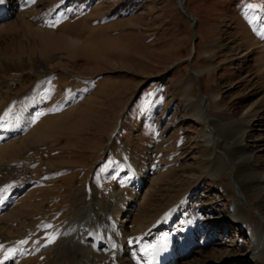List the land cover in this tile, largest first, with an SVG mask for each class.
Segmentation results:
<instances>
[{"label": "rangeland", "instance_id": "1", "mask_svg": "<svg viewBox=\"0 0 264 264\" xmlns=\"http://www.w3.org/2000/svg\"><path fill=\"white\" fill-rule=\"evenodd\" d=\"M10 3L0 20V148L11 158L0 192L29 184L0 215V236L30 227L33 241L58 248L89 207L91 234L106 237L98 221L113 213L128 240L144 243L187 201L175 217L186 256L175 264H264V0H186L195 26L178 0ZM211 125L220 149L234 148L233 135L242 142L233 165L218 163ZM235 202L245 215L232 213ZM184 214L211 236L190 254Z\"/></svg>", "mask_w": 264, "mask_h": 264}, {"label": "bare ground", "instance_id": "2", "mask_svg": "<svg viewBox=\"0 0 264 264\" xmlns=\"http://www.w3.org/2000/svg\"><path fill=\"white\" fill-rule=\"evenodd\" d=\"M10 4H11L10 0H0V20L9 18L7 14L11 9ZM33 104L36 106V108L37 107L39 108L40 106L35 102ZM26 127L27 124L24 123L18 130H16V135H18L20 132L23 133ZM209 131L211 135H214V139H215L214 146L219 151L216 155L218 163H221L224 166L226 165V163H230L231 165H233L235 160H239V157H237V155H239V152L237 150L241 149V146H243L242 142H240L233 135L231 137V143L234 145V148L233 149L229 148L227 151L222 150L220 149V145L218 141V138H221V136L218 135L217 131L213 128L212 125ZM16 135L14 134L13 136ZM8 150H9L8 147L5 149L4 147L2 149L0 148V155L2 158V160L0 161V172L5 171L6 168H8L10 165L6 161H9L11 157H6L5 155ZM3 164H6L5 167L3 166ZM17 165L19 166V164ZM12 166L14 167V165ZM19 173L21 172H18V175ZM10 176L12 175L10 174ZM7 180L6 182H8ZM9 180H11V178ZM22 180L20 181L22 182ZM2 181L3 180H1L0 182ZM20 181H19L20 186L19 184H17L16 186L13 185L11 187L8 186L9 185L8 184L6 185L8 188L5 191V193L1 194L0 192V215L4 213L6 210H9L8 208L17 206V203H15V201L17 200L18 196L21 194L22 189L29 184L28 181L24 183L25 185L23 184L21 186ZM46 189L43 188L41 191L44 197H47L49 194ZM241 191H243V189ZM44 197H42V199L40 200V202L42 201L41 204L27 203L26 208L21 213V215H23V218L30 219L32 216H34L37 209L38 210L42 209V206L45 203L43 201L45 200ZM186 202L187 201H184L181 204L180 203L177 204L178 206L173 207L171 212H169L167 215H164L160 220L156 221V223L152 225L155 231L154 236L149 240L146 239L147 241H145L144 243L138 242L137 244H134L132 243V241L128 240V236L122 234L123 225L122 223H120V219H121L120 215L114 216L113 213L107 216L104 215V217L100 221H98L101 228L103 227V230L107 231L106 237H103L104 234L102 235V233L98 235L95 233L91 234L89 232V229L87 228L88 225L86 223L89 221L88 220L86 221L85 219V217L88 218L89 207L84 208L87 209V212H85L86 210L83 211L84 213L83 212L81 213L82 217L76 218L77 222H75L70 229L68 228L67 231H69V233L66 235V237L63 239L61 243L57 244L58 248L56 246L54 247V249H52L53 247L52 243L47 244L45 242H42L40 239L33 241V238L36 236L35 235L36 232H33L32 229L28 226H27L28 230H26L22 236H11L9 232L8 233L4 232L0 236V264H175L174 263L175 256L176 257L186 256L183 255L182 252L183 244L180 245V243H183L184 241H177L175 237V233L178 231L176 228L177 226L175 225L176 224L175 217L176 216L178 217L179 214L185 210ZM236 211L241 212L245 215V210L243 206L238 204L237 202L234 203L232 213L235 215L237 213ZM140 212L141 211H139V216L134 217L135 219L140 218L141 215ZM183 216L185 217L186 222L184 226L180 228V233L182 236L184 235L187 236V237L184 236L186 238L187 247H188L186 253L188 252V254H190L196 245L202 247L204 242L206 240L209 241L211 236H209V232L206 230L207 228L203 225V223L202 225L197 223V221L193 217L187 216L186 214H184ZM49 217H51V215L45 216L44 219L46 220V223L45 225L40 226L38 228V231L45 232V230L47 229L50 223ZM259 219L261 223L264 224V219L263 218H259ZM214 223L216 224L217 227L218 226L217 220H215ZM144 226H146L145 223L139 225L140 231H144ZM244 227L245 226H243V228ZM166 228L171 229L170 236L165 235V233L163 232ZM200 237L202 238V241L197 242V239H199ZM39 241H41L42 243L40 242L41 243L40 244ZM130 248L131 249L136 248L134 256L136 255L139 256L140 257L138 258L139 261L135 262L136 258L135 257L132 258V254H130ZM40 259L43 260L38 262L37 260ZM234 262L237 261L220 260L219 264H224V263L234 264Z\"/></svg>", "mask_w": 264, "mask_h": 264}, {"label": "water", "instance_id": "3", "mask_svg": "<svg viewBox=\"0 0 264 264\" xmlns=\"http://www.w3.org/2000/svg\"><path fill=\"white\" fill-rule=\"evenodd\" d=\"M179 1V6H180V8H181V10L184 12V14L193 22V24H194V26H195V23H196V21H195V19L193 18V16L186 10V8H185V0H178ZM193 74V76L194 77H197L196 76V74H194V73H192ZM138 96V95H137ZM137 96H136V98H137ZM135 98V99H136ZM134 99V100H135ZM134 100L132 101V103L134 102ZM131 103V104H132ZM131 106V105H130Z\"/></svg>", "mask_w": 264, "mask_h": 264}]
</instances>
